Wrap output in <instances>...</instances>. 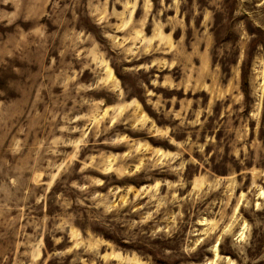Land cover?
I'll return each instance as SVG.
<instances>
[{
    "label": "rangeland",
    "instance_id": "obj_1",
    "mask_svg": "<svg viewBox=\"0 0 264 264\" xmlns=\"http://www.w3.org/2000/svg\"><path fill=\"white\" fill-rule=\"evenodd\" d=\"M0 264H264V0H0Z\"/></svg>",
    "mask_w": 264,
    "mask_h": 264
}]
</instances>
